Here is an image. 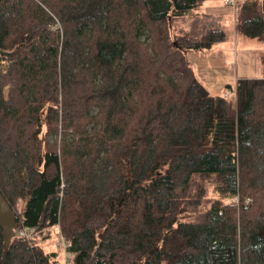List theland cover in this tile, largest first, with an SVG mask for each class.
Segmentation results:
<instances>
[{
	"label": "trees",
	"instance_id": "trees-1",
	"mask_svg": "<svg viewBox=\"0 0 264 264\" xmlns=\"http://www.w3.org/2000/svg\"><path fill=\"white\" fill-rule=\"evenodd\" d=\"M205 1L0 0V191L40 231L0 225V264H62L58 223L74 264H264V70L198 79ZM236 13L264 39V0Z\"/></svg>",
	"mask_w": 264,
	"mask_h": 264
},
{
	"label": "rangeland",
	"instance_id": "rangeland-1",
	"mask_svg": "<svg viewBox=\"0 0 264 264\" xmlns=\"http://www.w3.org/2000/svg\"><path fill=\"white\" fill-rule=\"evenodd\" d=\"M219 2L222 8H217ZM224 0H208L201 10H217L223 14L227 39L214 45L207 52L190 51L189 58L198 79L214 95H224L225 91L236 87L239 78H257L263 75L264 39L249 36L237 28V13L232 5H224ZM234 202L237 203L236 198ZM59 237L52 234L48 239L49 249L59 250ZM2 264H6L3 259Z\"/></svg>",
	"mask_w": 264,
	"mask_h": 264
},
{
	"label": "built area",
	"instance_id": "built-area-1",
	"mask_svg": "<svg viewBox=\"0 0 264 264\" xmlns=\"http://www.w3.org/2000/svg\"><path fill=\"white\" fill-rule=\"evenodd\" d=\"M225 2L229 5H232L236 10L238 0H225ZM226 97L232 96V92L227 91L225 93ZM237 203L239 202V198H236ZM251 199L248 197L246 202H250ZM53 233L57 234L59 237L58 246L62 250V264H74V253L71 251V241H69L62 230L60 223L56 224L54 227L50 228ZM40 231H37L35 227H19L15 230V234L20 237H25L27 239H34Z\"/></svg>",
	"mask_w": 264,
	"mask_h": 264
},
{
	"label": "water",
	"instance_id": "water-1",
	"mask_svg": "<svg viewBox=\"0 0 264 264\" xmlns=\"http://www.w3.org/2000/svg\"><path fill=\"white\" fill-rule=\"evenodd\" d=\"M0 225L3 231L5 247H8L15 236L17 217L9 201L0 191Z\"/></svg>",
	"mask_w": 264,
	"mask_h": 264
},
{
	"label": "crops",
	"instance_id": "crops-1",
	"mask_svg": "<svg viewBox=\"0 0 264 264\" xmlns=\"http://www.w3.org/2000/svg\"><path fill=\"white\" fill-rule=\"evenodd\" d=\"M205 2L208 3V0H206ZM223 2H224V5H227V3L225 2V0H224ZM215 3L217 4V5H216L217 8H222L221 3L216 2V1H215ZM228 5H229V4H228ZM198 11H199V12L215 13V14H219V15L223 16L222 13L218 12L217 10H213V9H212V10H201V9L199 8ZM233 11H234V8H233ZM234 12H235V11H234Z\"/></svg>",
	"mask_w": 264,
	"mask_h": 264
}]
</instances>
